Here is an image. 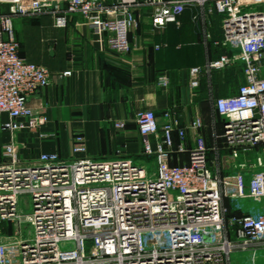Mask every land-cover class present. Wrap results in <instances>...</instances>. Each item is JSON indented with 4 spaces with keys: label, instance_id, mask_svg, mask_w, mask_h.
Segmentation results:
<instances>
[{
    "label": "built area",
    "instance_id": "obj_1",
    "mask_svg": "<svg viewBox=\"0 0 264 264\" xmlns=\"http://www.w3.org/2000/svg\"><path fill=\"white\" fill-rule=\"evenodd\" d=\"M208 2L223 16L216 43L223 52L205 68L241 63L244 74L236 94L213 101L212 146L197 136L189 149L177 113L166 111L160 125L152 110L137 112L135 125L141 156L152 159L155 171L134 156L82 157L80 133L71 158L54 152L23 161L14 143L2 145L0 264H231L235 252L264 249V208L253 212L237 203L264 202V8L248 9L264 0H0L7 6L0 12V117L9 118L2 130L14 135L47 122L29 99L50 84V72L20 55L16 18L49 14L65 28L80 15L109 51L127 55L140 8H149L152 26L162 28L178 24L186 4ZM203 71L188 70L192 88ZM160 81L168 83L165 76ZM203 127L199 119L189 126ZM176 154H188V163L172 164ZM23 203L30 213L22 212Z\"/></svg>",
    "mask_w": 264,
    "mask_h": 264
},
{
    "label": "crops",
    "instance_id": "obj_2",
    "mask_svg": "<svg viewBox=\"0 0 264 264\" xmlns=\"http://www.w3.org/2000/svg\"><path fill=\"white\" fill-rule=\"evenodd\" d=\"M263 8L253 2L248 9ZM136 15L139 23L129 33L132 51L127 55L109 51L80 15L73 16L65 28H57L49 14L16 18L20 55L50 72V84L29 99V106L46 116L47 122L40 129H23L13 135L2 130L9 118L1 116L0 148L14 143L23 161L54 152L71 158L75 157L73 136L80 133L86 143L82 157L134 156L155 171L152 159L141 156L142 138L135 125L136 113L144 110L155 112L160 125L166 111L177 113L181 127L187 128V147L196 146L197 136L211 147L213 101L236 94L244 82L241 63L224 70L205 68L223 52L216 44L223 38V16L209 2L203 7L186 4L178 24L162 28L152 26L151 10L147 7L137 10ZM193 67L204 68L198 88L190 86L188 70ZM64 72L70 74L62 76ZM164 76L168 79L166 85L160 81ZM197 119L204 125L199 131L189 128ZM114 122L124 123L125 128H115ZM151 140L155 147V138ZM175 142L178 144L176 135ZM209 156L213 157L212 153ZM188 161V154H176L171 163L182 165ZM225 205L233 208L229 200H225ZM262 208L264 202L247 210Z\"/></svg>",
    "mask_w": 264,
    "mask_h": 264
},
{
    "label": "rangeland",
    "instance_id": "obj_3",
    "mask_svg": "<svg viewBox=\"0 0 264 264\" xmlns=\"http://www.w3.org/2000/svg\"><path fill=\"white\" fill-rule=\"evenodd\" d=\"M257 10V9H255ZM0 12H6V6H0ZM18 22V21H17ZM17 22L14 23V30L16 32V24ZM20 22V21H19ZM1 136V135H0ZM22 154V151H20ZM0 161H2V152L0 148ZM151 168L154 169V166L151 164ZM27 201V198H25ZM237 203L243 206L244 209L250 208L251 206L255 205L258 206L257 202L244 199V200H237ZM21 209L23 213H30L31 208H28L24 203L21 204ZM254 212H256L254 210ZM28 230H31L29 227L28 228H23V233H26ZM32 231V230H31ZM231 264H264V249H258L256 252V255H250L248 252H235L231 254Z\"/></svg>",
    "mask_w": 264,
    "mask_h": 264
},
{
    "label": "trees",
    "instance_id": "obj_4",
    "mask_svg": "<svg viewBox=\"0 0 264 264\" xmlns=\"http://www.w3.org/2000/svg\"><path fill=\"white\" fill-rule=\"evenodd\" d=\"M228 207H229V205H228ZM229 210L232 211L230 207H229ZM231 213H232V212H230V214H231Z\"/></svg>",
    "mask_w": 264,
    "mask_h": 264
}]
</instances>
